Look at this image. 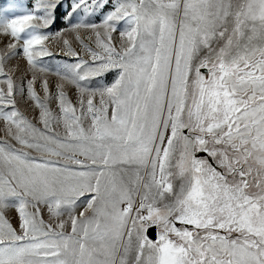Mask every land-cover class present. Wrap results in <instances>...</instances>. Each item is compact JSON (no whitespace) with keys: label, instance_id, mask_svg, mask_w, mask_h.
<instances>
[{"label":"snow or ice","instance_id":"6c2138e0","mask_svg":"<svg viewBox=\"0 0 264 264\" xmlns=\"http://www.w3.org/2000/svg\"><path fill=\"white\" fill-rule=\"evenodd\" d=\"M16 7L0 264H264V0ZM53 41L74 62L46 63Z\"/></svg>","mask_w":264,"mask_h":264},{"label":"rangeland","instance_id":"374dc122","mask_svg":"<svg viewBox=\"0 0 264 264\" xmlns=\"http://www.w3.org/2000/svg\"><path fill=\"white\" fill-rule=\"evenodd\" d=\"M69 2H70V0H63V7H61L59 9V12H63L64 8H67ZM9 4H14L17 6L15 9V12L13 14L18 15V14H21L22 9L32 8L35 4V0H0V8L7 7ZM5 15L9 16V18H10L12 14L5 13ZM96 22H99V18H97ZM67 26L68 25L64 21V19L60 18L51 27V32L55 33L57 30L66 28ZM8 39H9V37L0 36V42H7ZM50 50L53 52L54 55L50 58H48V57L45 58V62L48 63L50 66L55 65L57 63H63V62L72 63V62H74L73 58H69V57L65 56V54L60 51V47L58 46L56 41H53L51 43ZM12 63L13 64L19 63L21 65V68H23V66H24V61L21 57H17L16 59H14L12 61ZM114 76H115V73L110 74L107 77L108 81H111L114 78ZM52 81H53V83H55V77L54 76L52 77ZM20 107L22 109H24L25 105L23 103H21ZM28 115L31 117L32 115H34V113L32 111H28ZM0 127H2V124H0ZM9 216L12 219L13 224L16 225L17 220H16L15 213L10 212Z\"/></svg>","mask_w":264,"mask_h":264},{"label":"water","instance_id":"95a60500","mask_svg":"<svg viewBox=\"0 0 264 264\" xmlns=\"http://www.w3.org/2000/svg\"><path fill=\"white\" fill-rule=\"evenodd\" d=\"M155 231H156L155 229H151L150 230V235L154 236L155 235Z\"/></svg>","mask_w":264,"mask_h":264}]
</instances>
